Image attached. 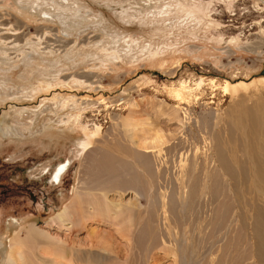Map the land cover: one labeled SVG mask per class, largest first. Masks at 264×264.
Segmentation results:
<instances>
[{
    "label": "rangeland",
    "instance_id": "374dc122",
    "mask_svg": "<svg viewBox=\"0 0 264 264\" xmlns=\"http://www.w3.org/2000/svg\"><path fill=\"white\" fill-rule=\"evenodd\" d=\"M263 96L264 0H0V264L14 219L22 222L21 236L33 225L73 238L79 250L89 248L93 230L97 239L117 242L111 221L75 225L73 234L68 224L46 225L71 200L81 169L84 186L140 205L133 240L143 258L174 264L163 249L149 250L147 239L166 222L181 239L204 227L208 234L215 214L205 199L190 225L170 213L166 221L159 205L169 211L182 192L200 193L220 180L229 190L218 151L229 149V127L233 139L242 136L236 119L243 109L259 116ZM78 129L91 133L81 153ZM69 158L61 181L50 184L53 168ZM232 226L221 236L223 250L206 254L207 264H254L247 229L238 219ZM45 247L31 254L66 263Z\"/></svg>",
    "mask_w": 264,
    "mask_h": 264
},
{
    "label": "bare ground",
    "instance_id": "6f19581e",
    "mask_svg": "<svg viewBox=\"0 0 264 264\" xmlns=\"http://www.w3.org/2000/svg\"><path fill=\"white\" fill-rule=\"evenodd\" d=\"M183 9L186 11L187 16L193 13V10L187 5L183 4ZM206 12L208 13V10ZM204 17L207 22L210 21L208 15L205 14ZM249 111V109H243L242 115H238L236 119V125H239L240 129H238L241 131L239 134L242 135L240 139L238 137L236 140L233 139V129H231L232 126L229 127L227 131L229 134H227V144L230 145L229 149L227 148L228 150L226 149L227 151L224 152L221 151L222 149L219 150L216 157L218 165L227 177L226 180L229 181V183L227 182L229 184L228 191H230L231 194H228L225 187L224 189L222 188V181L220 180L219 182L221 184L219 187L218 185L217 187H211L210 185L204 190L201 188L200 193L196 190H192V188L195 189V187H192L189 191L182 192V195L180 194L179 200H181L179 203V200H175L176 203L172 201V204L175 205L171 204L173 206L170 205L172 208L166 205L170 208L169 211L167 207H164V204L161 203L162 205H159L164 216L163 218L166 221H168L170 217L168 213H170L173 215L174 220L180 222L185 221L184 223L188 222V224L190 223L191 225L192 223L193 225V223L202 216L203 206L205 205L207 207L206 201L211 202L210 206H212V208L210 207L211 211L210 208H208V211L215 214L214 219L212 218L210 221L204 219L210 226L209 233L205 234L204 229L206 227H204V229L198 227L199 231L196 237L194 236L195 238H190L189 232L184 239H181L182 237L180 238L172 234L166 222V229L163 226L164 228L162 227V229L159 230L162 236H158L159 238L156 237V234L159 232L157 229L153 237L151 236L147 239L149 242V250L157 247H159V250L163 249L165 254L174 257V264H207L206 254L208 251H217V248H221L220 241L223 232H225V230L229 232H231V230L235 231L232 224L234 220L238 219L243 228L247 229L249 233V247H251L254 264H264V102L262 103V111L259 116L257 115L258 113L252 114ZM246 128L247 131L245 132ZM1 129L2 128H0V130ZM90 135L91 133L88 132L87 129L79 130L75 138L78 153H81L82 149L88 144ZM230 160L233 164H231ZM70 166L71 158L56 165L51 172L49 183L54 185L58 184ZM46 169L47 168L43 167L42 174L46 172ZM78 172L79 171L75 172L76 181L71 200L50 218V222L46 224L47 227H52L55 222L58 224L60 223V226L68 224V226L65 227L68 229V232L73 234L75 225H82V227H84L87 221L97 224H101L102 221H111L117 226L115 229L117 242L107 237L97 239L93 234V230L90 234L88 233L87 242H83L84 244L86 242L89 248L79 250L78 247L76 248L74 245V241L70 242L73 238L69 240L53 238L48 231L45 232L46 230L44 231V229L42 230V228L33 225H30L25 235L21 236L20 227H22V222L13 218L14 222L12 226L8 223L5 232L8 238V240L5 238L7 241H4V246L5 248L7 247L6 264H62L63 260L62 262H58L54 259H46L45 257L35 254L32 255L31 253L34 251L36 253L39 245L46 246L44 251L58 255V258L66 256L64 260L66 263L63 262V264H77V261L87 264L89 260H92L94 264H102L104 260L109 264L110 262L111 264H159V262H155V259L152 257L153 255L150 257L148 255L147 258H149V260L146 258V261L143 258L142 252L140 250L138 251L134 244L133 229L136 228L143 218L139 209L140 205L138 206V204L133 202L125 204L120 200L117 202L109 201L104 193L105 190H102V188H93V185H99L98 183L101 176H97L93 182H91L92 180L90 178L89 183L91 182L93 187H89L84 186L87 179L85 177L86 172L81 169L79 176ZM103 176L102 173V177ZM135 178L137 181L141 179L139 176ZM110 182L113 183V180ZM214 182H216V180ZM113 188L114 190L116 189V187L112 186L111 189ZM97 191L100 192L98 193ZM148 195L150 196V194ZM207 220H209V218ZM122 222H126L127 227L125 226L123 229L119 228L118 224H123ZM13 225H16L17 229H15ZM195 225L194 227L199 226L197 224ZM201 226L203 227V225ZM15 230H17L16 233L10 236ZM4 237L5 236H3V238ZM206 237H211L213 241L212 244L210 243L211 245L209 244L210 246L208 245V248L206 247ZM171 240H173L175 247L166 243ZM1 249L2 252L5 251L3 247H0V251ZM220 250L223 249L221 248ZM32 256L34 258L31 260Z\"/></svg>",
    "mask_w": 264,
    "mask_h": 264
}]
</instances>
